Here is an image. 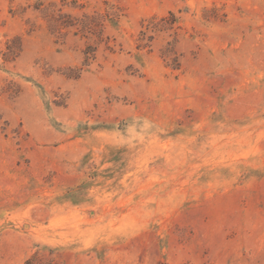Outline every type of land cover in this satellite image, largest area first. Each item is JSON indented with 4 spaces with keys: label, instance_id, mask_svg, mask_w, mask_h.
<instances>
[{
    "label": "rangeland",
    "instance_id": "obj_1",
    "mask_svg": "<svg viewBox=\"0 0 264 264\" xmlns=\"http://www.w3.org/2000/svg\"><path fill=\"white\" fill-rule=\"evenodd\" d=\"M0 264H264V0H0Z\"/></svg>",
    "mask_w": 264,
    "mask_h": 264
}]
</instances>
